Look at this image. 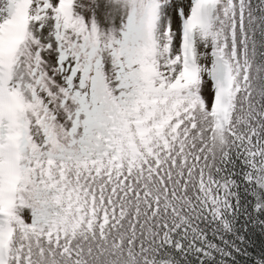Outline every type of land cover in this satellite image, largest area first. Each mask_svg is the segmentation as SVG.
Here are the masks:
<instances>
[{
  "label": "snow or ice",
  "instance_id": "snow-or-ice-1",
  "mask_svg": "<svg viewBox=\"0 0 264 264\" xmlns=\"http://www.w3.org/2000/svg\"><path fill=\"white\" fill-rule=\"evenodd\" d=\"M0 264H264V0H0Z\"/></svg>",
  "mask_w": 264,
  "mask_h": 264
}]
</instances>
